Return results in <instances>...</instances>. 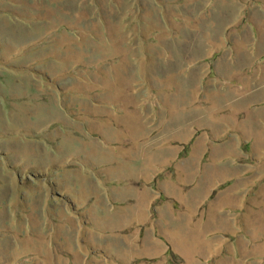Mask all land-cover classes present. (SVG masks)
Returning <instances> with one entry per match:
<instances>
[{
  "label": "rangeland",
  "instance_id": "rangeland-1",
  "mask_svg": "<svg viewBox=\"0 0 264 264\" xmlns=\"http://www.w3.org/2000/svg\"><path fill=\"white\" fill-rule=\"evenodd\" d=\"M0 264H264V0H0Z\"/></svg>",
  "mask_w": 264,
  "mask_h": 264
}]
</instances>
